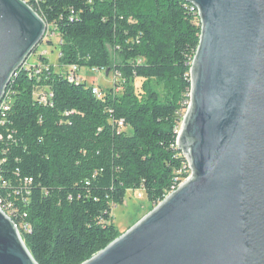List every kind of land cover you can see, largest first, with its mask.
Here are the masks:
<instances>
[{
  "label": "trees",
  "instance_id": "trees-1",
  "mask_svg": "<svg viewBox=\"0 0 264 264\" xmlns=\"http://www.w3.org/2000/svg\"><path fill=\"white\" fill-rule=\"evenodd\" d=\"M28 3L57 28L60 71L43 82L54 92L53 107L35 102L36 82L25 72L12 79L1 175L13 187L34 180L27 203L14 199L13 220L37 264H84L122 236L113 211L129 192L143 191L152 212L190 175L177 140L201 21L184 0ZM71 66L120 73L122 92L102 90L98 100L92 86L67 81L62 69Z\"/></svg>",
  "mask_w": 264,
  "mask_h": 264
},
{
  "label": "water",
  "instance_id": "water-1",
  "mask_svg": "<svg viewBox=\"0 0 264 264\" xmlns=\"http://www.w3.org/2000/svg\"><path fill=\"white\" fill-rule=\"evenodd\" d=\"M184 1L201 21L178 137L192 178L84 264H264V0ZM46 32L0 0V102ZM0 264H37L1 210Z\"/></svg>",
  "mask_w": 264,
  "mask_h": 264
},
{
  "label": "built area",
  "instance_id": "built-area-1",
  "mask_svg": "<svg viewBox=\"0 0 264 264\" xmlns=\"http://www.w3.org/2000/svg\"><path fill=\"white\" fill-rule=\"evenodd\" d=\"M24 1L27 3L31 2L33 6L39 8L40 3L43 0H24ZM189 5H190L189 6L190 11L192 13H194L196 16H198V18H199V16H200L199 9L194 5H191V4H189ZM31 8L33 9L32 6H31ZM70 20L72 22L76 21L75 12L72 9L70 10ZM57 34H58L57 28L53 25L47 24V32H46L45 39H48L50 36H55ZM35 54H32L26 60V62L23 64V66L16 72L14 77H18L21 72H25L30 80H33L36 82V86H35L34 91H33V98H34L35 102L37 104L43 106V107H53L54 97H55L54 92L51 90V88H49L43 82L50 80L55 72L60 71V68H59V71H56L55 67L48 61V58H47L48 53L47 52H43L41 54H36V55ZM32 58H36V61L32 62L31 61ZM82 70L83 69H80L77 66H71V67L62 69V72H63V75L65 76V78L67 79V81L69 83L80 84V83H84L83 79H85L80 74V72ZM86 71H87V73H91V74H97V73L106 74V72H107V70L104 68L103 69H96V68L95 69H86ZM113 76L119 82L121 81L120 73L116 72L113 74ZM92 91H93L94 96L98 100L104 99L105 95L99 87H96V86L93 87ZM11 95H12L11 91L6 92L4 99L0 102V128H3L5 126H7V124H9V115L12 112V106H13V98ZM190 105H191V100H190V103L188 105V109H189ZM73 114H75L74 111L66 112L65 116L70 117ZM118 128L120 131H122L125 128V122L123 120L119 121ZM2 138H3L2 135H0V141L2 140ZM10 138H11V136L9 137V139ZM177 146H178V140H177ZM184 156H185L187 163H188V169L190 171V175L188 178H186L184 181H182L180 184H178L176 187H174L172 189V191H170L168 193V195L165 197V199H167L169 196H171L174 192H176L181 186H183L185 183H187L192 178L193 172H192V169L190 167L187 155L184 154ZM4 163H5V160H0V210L8 218H10L12 220V222L15 224L16 228L18 229V231L21 235L20 228L18 227V225L13 220V218H18V217H16L18 210L16 209L14 199L15 200L22 199L23 202L27 203L29 197L31 196L30 187L33 185L34 180L32 178L20 179L19 186L13 187L12 184L9 181L5 180L1 175V169L4 165ZM23 228H24V230H27L28 232L31 231V228L28 225L24 224Z\"/></svg>",
  "mask_w": 264,
  "mask_h": 264
},
{
  "label": "rangeland",
  "instance_id": "rangeland-1",
  "mask_svg": "<svg viewBox=\"0 0 264 264\" xmlns=\"http://www.w3.org/2000/svg\"><path fill=\"white\" fill-rule=\"evenodd\" d=\"M60 42L61 39L58 34L55 36H50L48 39H44L42 44L35 50L33 54H41L43 52H47L48 61L55 67L56 71H59L58 58L60 54L58 50V45L60 44ZM31 61H36V58H32ZM80 74L82 77L85 78L83 80L89 86H96L104 91H107L108 89H114L117 93L122 92V88H120V82L114 78L113 74H107V72L106 74H91L87 73L86 69H83ZM142 84L143 81H136L135 86L137 93L141 92ZM187 111L188 108L186 111L183 112L184 116L186 115ZM128 131L129 129H127V132ZM150 213L151 212L149 209V204L147 203V199L144 192L131 191L128 193L124 206L117 207L114 209V223L118 227L120 233L124 235L129 232L132 228H134L138 223L143 221Z\"/></svg>",
  "mask_w": 264,
  "mask_h": 264
}]
</instances>
